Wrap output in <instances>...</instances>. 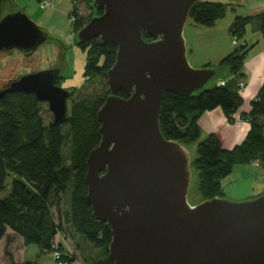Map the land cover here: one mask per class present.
<instances>
[{"label":"water","instance_id":"95a60500","mask_svg":"<svg viewBox=\"0 0 264 264\" xmlns=\"http://www.w3.org/2000/svg\"><path fill=\"white\" fill-rule=\"evenodd\" d=\"M199 1L93 0L102 13L75 35L117 48L96 113L100 141L87 155L85 174V200L111 230L114 264H264V192L190 204V153L159 125L165 93L189 96L217 75L215 67H192L186 55L183 31ZM51 38L20 9L0 15V51L27 54ZM61 77L60 65L22 74L0 90V99L33 93L47 103L53 124L65 123L71 93L57 84Z\"/></svg>","mask_w":264,"mask_h":264},{"label":"trees","instance_id":"16d2710c","mask_svg":"<svg viewBox=\"0 0 264 264\" xmlns=\"http://www.w3.org/2000/svg\"><path fill=\"white\" fill-rule=\"evenodd\" d=\"M92 1L85 0V3L93 15L101 14L102 8L93 9ZM6 3L11 4L12 0H0V15ZM233 6L201 0L190 10L189 20L195 25L211 27L226 15L229 7L234 10ZM79 22L75 23L77 31L86 23ZM254 22L258 31L264 34L262 12L254 16H235L228 28L229 36L242 41L247 28ZM143 38L154 39L145 33ZM75 41L86 51L83 76L106 78V72L116 59V46L110 42L102 44L97 39L77 41L75 38ZM243 46L244 43L234 46L219 60L215 66L217 75L203 90L189 96L165 93L162 101L159 125L163 136L185 145L196 143L191 168L197 174L196 190L200 201L223 197L222 180L235 165L250 164L254 160L264 164V83L250 102L249 111L241 114L250 128L240 144L223 148L217 134L201 137L198 125L199 117L215 108H220L235 121L234 114L243 104L237 86L248 50ZM65 48L63 43L56 41L55 56L60 58V49ZM0 63H3L0 66V90L19 78V66L29 72L38 70L36 51L26 54L16 49L2 50ZM219 81H225V84L219 85ZM107 94L108 90L102 96L74 102L70 109L68 107L67 121L62 124L44 123L41 102L33 93L6 94L0 99V240H6L5 260L0 264H32L29 260H15L8 250L13 242L12 233L25 245L34 244L40 251L49 252L51 241L63 231L62 220L55 218L54 211L60 213L65 196L69 207L65 212V223L101 253L87 264H114L108 257L111 230L106 223L92 216L91 207L85 200L86 158L100 141L96 113ZM117 95L128 97L123 91H118ZM64 150H67L66 155Z\"/></svg>","mask_w":264,"mask_h":264},{"label":"rangeland","instance_id":"374dc122","mask_svg":"<svg viewBox=\"0 0 264 264\" xmlns=\"http://www.w3.org/2000/svg\"><path fill=\"white\" fill-rule=\"evenodd\" d=\"M212 2H224L225 0H208ZM241 1V0H240ZM253 3L251 0H243V6L237 8L233 6L232 8L235 9L233 11L230 7L228 8L226 15L223 18L218 19L212 27H205L193 24L190 20L184 27L183 35L186 42V55L189 64L194 68H202L206 64L207 61L212 63L211 65H215L213 63L217 62V58L220 55L224 56L229 49H232L234 46H239V44L244 43V47H247V53L251 50L252 45L249 46L246 43L247 39H239L236 44H232L231 37L227 33V25L229 26L230 21L232 23L236 13H243L247 10L250 5ZM53 4V0H52ZM246 6V7H245ZM245 7V8H244ZM22 10L27 16H29L33 21L37 22V19L45 14L46 9H43L40 6V0H12V3H6L2 6L1 15H6L15 10ZM71 11V12H70ZM69 12H67V16L65 17L67 27H68V34L70 37L66 36H56L51 34L45 26L41 25V27L46 30L51 39L47 40L44 44L40 45L35 51L37 54V69L44 70L55 67L57 65L62 66V78L59 79L58 85L62 88H66L69 91H72L70 98L67 100L69 109L71 108L72 104L78 100L83 98H96L102 96L108 90L107 80L101 76H93L90 78H85L83 76L84 73V65L86 59V51L82 48L78 47L75 41V35L77 30H75V23L80 22H88L89 17L93 15V11L90 7L85 4V0L82 4L81 10L77 11L74 7H71ZM240 11V12H239ZM70 16L75 18L73 24H69L67 20ZM229 19H231L229 21ZM79 22V23H80ZM255 22L249 25V29L251 30V26H255ZM247 29L246 35H251ZM56 41L61 42L66 47L65 49H60V58L55 56V48H56ZM246 48V49H247ZM246 53V55H247ZM222 58V57H221ZM246 59V58H245ZM3 63H0L2 66ZM21 75L26 74L29 71L19 66L17 70ZM246 82V81H245ZM245 88V87H244ZM239 91H241L239 89ZM41 114L45 124H48L52 121V113L48 109V105L45 102L41 103ZM235 119H241V116L234 117ZM235 122V121H234ZM247 122V121H246ZM237 123V122H236ZM242 123V122H241ZM191 157V161L195 157V149L196 143H190L186 145ZM67 150H64V155H66ZM242 169H245L248 172L252 171V168H259L256 166L250 165H241ZM264 168V167H260ZM233 175H230L228 181H224L227 190L224 191L225 195L223 197L233 200V201H240L247 198L255 197L262 192H254L253 195L247 196L244 195V192L235 195V191H233V186L239 182H243L242 180L238 182L236 178V174H238L240 169H236ZM244 171V173H246ZM243 173V172H242ZM252 173V172H251ZM236 180V181H233ZM234 184H231V183ZM248 181H246L247 184ZM196 183H197V174L194 168H192V177L190 182V187L188 191V202L190 204H197L200 202V195L196 190ZM230 186V187H229ZM230 188V189H229ZM228 192V193H226ZM231 194V195H230ZM68 198L65 196L62 199L60 213H56L54 211L55 218L58 217L62 220V227L63 231L61 232L64 236L65 241V248L69 249L73 259L77 262V264H87L93 258H98L101 253L97 249H93L90 245L84 240V238L78 235L74 229L67 223H65V212L68 210ZM13 235V242L8 246V250H13L15 256L22 257L21 251L26 246V259L30 260L32 264H56L52 258L50 252L47 251H40L39 248L34 244L25 245L23 241L16 235ZM6 243L5 239L0 241V263L5 260L4 256V244ZM3 255V256H2Z\"/></svg>","mask_w":264,"mask_h":264},{"label":"crops","instance_id":"0c3cea01","mask_svg":"<svg viewBox=\"0 0 264 264\" xmlns=\"http://www.w3.org/2000/svg\"><path fill=\"white\" fill-rule=\"evenodd\" d=\"M251 1H253V3L247 10H245L243 13L239 11L240 13H236L235 16H254L264 12V0ZM83 2L84 0H53L52 6L46 9L45 14L39 17L37 21L39 24L45 26V28L53 35H67V37H70L68 34V27L65 17L67 16V12L70 11L71 7H74V11L75 9H77V11L81 10ZM225 3L233 4L237 8L243 6V0H225ZM233 11H235V9ZM230 20L231 19H229V21ZM249 27L247 29H249ZM228 28L229 26L227 25V33L229 34ZM249 32H251V35L247 36L245 34L243 39L244 41L247 39L246 43H248L249 46L252 45V48L246 55L243 69L241 71V77L239 78L246 81L245 88L240 91L243 98V104L240 110L234 114V117H239L241 114L247 113L249 111L250 102L255 99L261 84L264 83V34L258 31L256 25L251 26V30L249 29ZM233 48L224 53V56L230 53ZM221 57H223V55H220V57L216 59L217 62L213 63L215 65H211L212 63L207 61L204 67H208V65L211 67L217 66ZM198 125L201 130V137H205L210 133L217 134L220 138L223 148L226 149H230L233 146L240 144L246 137V134L250 128L249 123L246 121H242V123L231 121L229 117H227L221 111L220 108L205 111L199 117ZM242 165L244 166L250 164ZM236 169H240V172L236 174L238 182L241 180L243 182H239L233 186L232 190L235 191V195L244 192V195L251 196L254 192H264V168L254 167L252 168V171L247 173L245 169H242L241 165H235L233 171L222 180V191L224 195V191L227 190L226 186L230 185L227 184L225 186L224 181H228L230 175H233L234 171H237ZM244 171H246V173H244ZM246 181H248L247 184ZM26 250L27 248L25 246L23 251H21L22 257L15 256L13 250H10V252L12 253L15 260L24 261L27 260L25 255ZM3 262L4 260L2 259L1 263Z\"/></svg>","mask_w":264,"mask_h":264},{"label":"built area","instance_id":"2783aa9c","mask_svg":"<svg viewBox=\"0 0 264 264\" xmlns=\"http://www.w3.org/2000/svg\"><path fill=\"white\" fill-rule=\"evenodd\" d=\"M40 6L43 9H48L52 6V0H40ZM74 21L75 18L73 16H70L67 20L69 24H73ZM231 42L233 45L236 44L237 39L235 38V36L232 37ZM224 84L225 81H219V85ZM237 86L238 89L242 90L246 86V82L240 79ZM235 122L241 123L242 120L237 118L235 119ZM250 164L256 167H264V164H262L259 160H254ZM49 252L51 253L52 258L56 264H77V262L73 259L69 249L65 248L64 236L61 232L57 233L51 241Z\"/></svg>","mask_w":264,"mask_h":264},{"label":"flooded vegetation","instance_id":"af4514ba","mask_svg":"<svg viewBox=\"0 0 264 264\" xmlns=\"http://www.w3.org/2000/svg\"><path fill=\"white\" fill-rule=\"evenodd\" d=\"M70 96H71V95H70ZM69 98H70V97H69ZM69 98H68V99H69Z\"/></svg>","mask_w":264,"mask_h":264}]
</instances>
